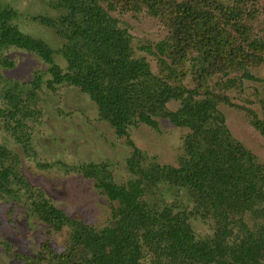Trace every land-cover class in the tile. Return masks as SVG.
Segmentation results:
<instances>
[{"label": "trees", "instance_id": "obj_1", "mask_svg": "<svg viewBox=\"0 0 264 264\" xmlns=\"http://www.w3.org/2000/svg\"><path fill=\"white\" fill-rule=\"evenodd\" d=\"M57 7L65 10L59 18L34 19L64 37L59 53L67 62L66 71L55 62L52 47L13 23L18 10L1 2L0 54L10 47L36 53L49 64L48 87H79L119 136L127 135L136 122L157 127L158 117L190 131L178 166L148 162L134 146L127 160L133 177L125 183H118L106 164L80 166L112 209V222L99 228L67 215L41 188L31 186L8 163L11 150L0 144V200L23 201L51 232L70 229L67 248L60 254L51 252L48 264H264V164L232 135L219 109L221 101L229 102L228 96L217 94L208 83L218 71L264 63V34H254L245 22L254 16L247 0H58ZM144 8L169 27L155 51L146 49L160 55L164 65L167 57L177 64L196 52L197 87L177 84L174 73L156 75L146 58L134 57L130 33L111 12ZM1 60L4 66L14 65L8 58ZM40 81L35 76L33 89L40 87ZM237 82V78L224 81ZM20 93L16 84L0 97L11 104L7 115L16 120L12 129L16 140L27 146V124L19 114L28 109L23 110ZM171 100H179L180 106L168 109ZM261 102L264 107V98ZM249 113L252 125L264 136V116ZM164 184L187 199L162 204L157 188ZM192 218L208 221L213 234L199 237Z\"/></svg>", "mask_w": 264, "mask_h": 264}, {"label": "rangeland", "instance_id": "obj_2", "mask_svg": "<svg viewBox=\"0 0 264 264\" xmlns=\"http://www.w3.org/2000/svg\"><path fill=\"white\" fill-rule=\"evenodd\" d=\"M0 2L18 10L19 15L13 23L24 33L43 39L52 47L55 62L66 71L67 62L59 53L65 43L64 37L56 28L34 19L37 15L50 18L63 15L65 10L57 7L58 0ZM247 4L254 16L247 17L245 22L252 26L254 34H264V0H247ZM111 14L130 33L135 58H146L156 75L174 73L177 84L181 82L189 88L198 86L194 75L200 64L196 52L188 53L183 58L185 60L177 64L167 57L168 63L164 65L160 55L146 49L151 47L155 51L156 44L167 38L169 27L162 18L151 15L146 8L141 11L118 9ZM1 57L12 60L14 65L4 66ZM247 66L246 70L218 71L211 75L208 83L217 94L228 96L230 103L221 101L219 109L226 117L232 135L264 164V136L252 125L253 115L249 113L253 110L264 116L261 102L264 98V63ZM246 72L253 78H248ZM35 76L41 79L36 90L32 86ZM51 77L49 64L36 53L10 47L0 54V92L9 91L16 84L20 86L21 106L28 110L20 113L19 118L27 124L24 129L30 137L27 146L16 140L12 131L16 120L7 115L11 104L0 97V144L11 150L8 163L16 167L31 186L41 188L59 209L86 224L104 227L113 220L109 200L95 185L94 179L84 175L80 166L106 164L114 179L125 183L133 177L127 160L134 146L141 150L148 162L178 166L190 130L175 125L170 119L158 117L157 127L136 122L128 127L127 135L119 136L115 128L101 118L97 104L87 93L70 84H61L52 90L48 87ZM228 78H237V84H225ZM179 106V100L167 103L168 109ZM26 112L29 113L27 117ZM157 189L164 201L162 204L176 203V199L183 203L187 199L186 195H176L178 190L168 184ZM147 198L148 201L153 199L152 196ZM206 222L192 218L199 237L213 234ZM69 236V228L51 232L46 223L29 213L23 201L0 200V264H48L51 252L60 254L65 251Z\"/></svg>", "mask_w": 264, "mask_h": 264}]
</instances>
